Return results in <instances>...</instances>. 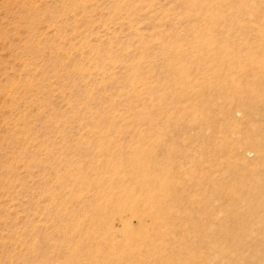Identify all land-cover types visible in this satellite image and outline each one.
<instances>
[{
    "label": "rangeland",
    "instance_id": "374dc122",
    "mask_svg": "<svg viewBox=\"0 0 264 264\" xmlns=\"http://www.w3.org/2000/svg\"><path fill=\"white\" fill-rule=\"evenodd\" d=\"M0 264H264V0H0Z\"/></svg>",
    "mask_w": 264,
    "mask_h": 264
}]
</instances>
